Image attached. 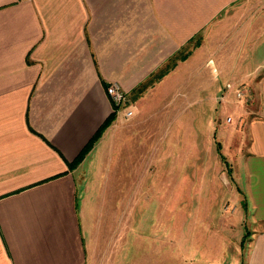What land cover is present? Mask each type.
Segmentation results:
<instances>
[{
  "label": "crops",
  "instance_id": "1",
  "mask_svg": "<svg viewBox=\"0 0 264 264\" xmlns=\"http://www.w3.org/2000/svg\"><path fill=\"white\" fill-rule=\"evenodd\" d=\"M178 52L187 55L125 110L170 116L173 96L181 110L244 92L226 153L244 170L242 264H264V0H0V264H97L102 227L89 239L87 222L112 141L114 199L103 194L108 207L95 212L114 213L120 255L139 244V166L121 151L132 150L137 122L121 109L68 165L112 113L106 86L133 97Z\"/></svg>",
  "mask_w": 264,
  "mask_h": 264
},
{
  "label": "rangeland",
  "instance_id": "2",
  "mask_svg": "<svg viewBox=\"0 0 264 264\" xmlns=\"http://www.w3.org/2000/svg\"><path fill=\"white\" fill-rule=\"evenodd\" d=\"M185 55L186 52H178L157 69L155 72L163 70L160 78L146 81L141 91L136 90L133 97H128V102L121 106L122 112L128 106L134 107L135 97L164 77ZM241 92L243 96L238 100L247 103ZM207 95L204 92V97ZM179 100L178 95L172 97L177 112L170 116L152 112L137 119L135 114L129 117L137 122L130 135L132 150L125 146L121 151L124 157L127 152L132 154L139 166L135 205L140 227L139 244L132 250L130 246L124 247L122 255L114 247V213L109 209L103 214L95 212L102 203L106 202L108 207L110 198L103 194L110 196L112 202L114 199L111 191H114L117 152L113 141L101 152L94 210L87 222V226H92L88 227L89 233H94L95 238L99 224L102 227L97 264H242L244 261L246 245L242 236L247 223L241 216L240 198L237 199L238 193H242L244 170L240 159L234 162L226 153V139L230 136L226 137L225 129L234 124L237 100L229 96L225 99L227 104L222 105L204 101L208 105L205 108L197 105V100H190L181 110ZM151 108H155L153 102ZM234 176H238L237 182ZM232 207L234 212L229 214ZM99 216L103 220L98 222ZM92 233L89 239H93Z\"/></svg>",
  "mask_w": 264,
  "mask_h": 264
},
{
  "label": "built area",
  "instance_id": "3",
  "mask_svg": "<svg viewBox=\"0 0 264 264\" xmlns=\"http://www.w3.org/2000/svg\"><path fill=\"white\" fill-rule=\"evenodd\" d=\"M105 94L112 106V112H120L121 106L124 105L126 102H128V96L126 93H124L115 83H110L105 88ZM243 96V93L241 92V89L237 90L235 92V98L240 99ZM132 115L131 111L126 110L123 111V117L129 118ZM229 121V120H227Z\"/></svg>",
  "mask_w": 264,
  "mask_h": 264
},
{
  "label": "trees",
  "instance_id": "4",
  "mask_svg": "<svg viewBox=\"0 0 264 264\" xmlns=\"http://www.w3.org/2000/svg\"><path fill=\"white\" fill-rule=\"evenodd\" d=\"M155 73L152 74L153 76L151 75L148 79H146L144 81V83L150 79H156L157 80L158 78H160V76L163 73V70H158V72H155ZM144 83L140 84L136 88V90L140 89V91H141L142 90L141 88L144 87L143 86ZM113 117H114V113L112 112L108 116V118L102 123V125L98 128V130L94 133V135L90 138V140L87 142V144L84 146V148L79 152V154L76 156V158L68 165L69 168H73L74 166H76L81 161L83 156L92 148L94 143L101 137L103 131L110 125Z\"/></svg>",
  "mask_w": 264,
  "mask_h": 264
}]
</instances>
